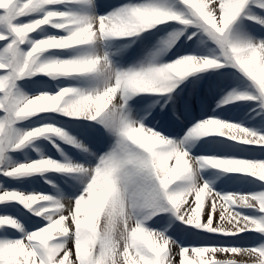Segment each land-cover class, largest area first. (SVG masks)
<instances>
[{
	"label": "snow or ice",
	"instance_id": "snow-or-ice-1",
	"mask_svg": "<svg viewBox=\"0 0 264 264\" xmlns=\"http://www.w3.org/2000/svg\"><path fill=\"white\" fill-rule=\"evenodd\" d=\"M0 264H264V0H0Z\"/></svg>",
	"mask_w": 264,
	"mask_h": 264
},
{
	"label": "rangeland",
	"instance_id": "rangeland-1",
	"mask_svg": "<svg viewBox=\"0 0 264 264\" xmlns=\"http://www.w3.org/2000/svg\"><path fill=\"white\" fill-rule=\"evenodd\" d=\"M249 242H251V240Z\"/></svg>",
	"mask_w": 264,
	"mask_h": 264
}]
</instances>
